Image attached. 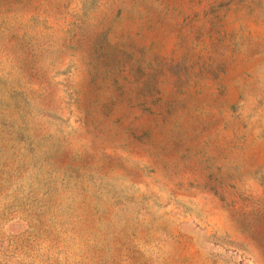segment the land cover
<instances>
[{
  "label": "rangeland",
  "instance_id": "rangeland-1",
  "mask_svg": "<svg viewBox=\"0 0 264 264\" xmlns=\"http://www.w3.org/2000/svg\"><path fill=\"white\" fill-rule=\"evenodd\" d=\"M0 264H264V0H0Z\"/></svg>",
  "mask_w": 264,
  "mask_h": 264
}]
</instances>
